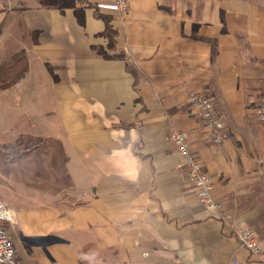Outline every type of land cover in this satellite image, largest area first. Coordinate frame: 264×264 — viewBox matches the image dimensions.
Wrapping results in <instances>:
<instances>
[{"label": "crops", "instance_id": "1", "mask_svg": "<svg viewBox=\"0 0 264 264\" xmlns=\"http://www.w3.org/2000/svg\"><path fill=\"white\" fill-rule=\"evenodd\" d=\"M105 2L0 0V200L16 259L264 264L233 229L264 247V0ZM191 91L213 98L222 144ZM173 130L231 221L198 200Z\"/></svg>", "mask_w": 264, "mask_h": 264}, {"label": "built area", "instance_id": "2", "mask_svg": "<svg viewBox=\"0 0 264 264\" xmlns=\"http://www.w3.org/2000/svg\"><path fill=\"white\" fill-rule=\"evenodd\" d=\"M98 7L124 14L128 10V2L127 0H108V2L99 3ZM188 106L203 123L209 143L220 145L227 139L223 119L215 113L212 97L191 91L188 96ZM253 113L264 128V75L262 76V93L253 108ZM187 138V132L183 130H173L169 134V139L184 158L183 166L195 195L206 208L214 210L220 219L231 221V213L227 212L222 203L212 196L211 177L201 160L189 150ZM13 221V210L0 200V264H22L16 259L14 246L4 228L5 222ZM233 229L239 245L247 249L257 260L264 261V247L255 231L245 225L236 226Z\"/></svg>", "mask_w": 264, "mask_h": 264}, {"label": "rangeland", "instance_id": "3", "mask_svg": "<svg viewBox=\"0 0 264 264\" xmlns=\"http://www.w3.org/2000/svg\"><path fill=\"white\" fill-rule=\"evenodd\" d=\"M196 92H197V91H196ZM11 111H12V110L9 109V110H7L6 112H11ZM9 117H11V116L9 115ZM4 120L6 121V118H4ZM4 120H3V121H4ZM9 122H10V121H8L7 123H9ZM8 134H11V133L8 132Z\"/></svg>", "mask_w": 264, "mask_h": 264}]
</instances>
